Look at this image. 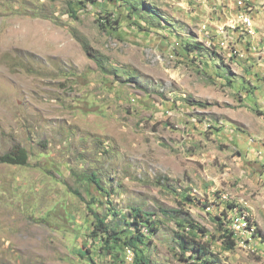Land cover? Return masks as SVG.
Returning <instances> with one entry per match:
<instances>
[{
	"label": "rangeland",
	"instance_id": "obj_1",
	"mask_svg": "<svg viewBox=\"0 0 264 264\" xmlns=\"http://www.w3.org/2000/svg\"><path fill=\"white\" fill-rule=\"evenodd\" d=\"M215 1L0 0V264H135V208L150 264H264V0Z\"/></svg>",
	"mask_w": 264,
	"mask_h": 264
},
{
	"label": "trees",
	"instance_id": "obj_2",
	"mask_svg": "<svg viewBox=\"0 0 264 264\" xmlns=\"http://www.w3.org/2000/svg\"><path fill=\"white\" fill-rule=\"evenodd\" d=\"M76 12V11H74ZM108 22L110 19H107ZM195 49L201 48L199 45H194ZM195 49H190L191 52L195 51ZM199 104L204 105L203 103L199 102ZM30 162V153L21 144H15L9 151L7 152H0V163H7L12 165H28ZM89 180L95 182L98 186L101 187L100 181L97 179L96 174H93L92 176L88 177ZM188 199L192 200L191 197H187ZM236 207L235 204L231 205V208ZM134 213H132V217L130 218L131 221H129L128 224H130L134 229V232L127 234V243L129 246L134 248L136 255L134 258L135 264H150V261L140 252L143 251V249L140 247L141 244H145L146 238H148V233H155L159 230V227H156L152 224V222L149 219H146L144 217L143 211L141 209L135 208ZM165 213H168L167 210H164ZM97 218V223L95 226V229L93 230V236L94 240H100L105 245H113L118 244L119 241L122 240L123 237L118 235L116 232V229L111 230L110 226L107 222L106 218H101L98 213H95ZM191 229L192 231H186L185 229L182 233L179 234L180 238V245L181 247L187 251V250H193L196 252V256L199 259H204L207 254L205 243H202L200 240L201 235H206L208 230L205 227H202L198 224H192ZM180 226H185V222L179 223ZM147 228L148 231L145 232L143 229ZM224 230V236L225 241L227 243V246L229 248H234L236 245H238V239L235 237V233L231 230V227ZM113 243V244H112ZM140 251V252H139ZM206 264H208L207 260H204ZM124 262V261H123Z\"/></svg>",
	"mask_w": 264,
	"mask_h": 264
},
{
	"label": "bare ground",
	"instance_id": "obj_3",
	"mask_svg": "<svg viewBox=\"0 0 264 264\" xmlns=\"http://www.w3.org/2000/svg\"><path fill=\"white\" fill-rule=\"evenodd\" d=\"M249 22H250V26L253 25V22H252V19L249 18ZM224 198H226V195H224ZM237 210V207H233ZM236 213H239L240 216L242 217V219H248V216H247V213L246 212H240V211H237ZM236 213H233V216H232V221H231V225L233 222L236 221ZM251 230V232H250ZM235 233V237H237L238 241H243L245 240L244 239V236H248V234H252V228H251V225H250V222H248V229H241V236H238V233L237 232H234ZM256 234V232H255ZM256 237V235H255ZM251 244V243H250Z\"/></svg>",
	"mask_w": 264,
	"mask_h": 264
},
{
	"label": "built area",
	"instance_id": "obj_4",
	"mask_svg": "<svg viewBox=\"0 0 264 264\" xmlns=\"http://www.w3.org/2000/svg\"><path fill=\"white\" fill-rule=\"evenodd\" d=\"M248 23L250 26L249 18H248ZM224 199H227V198H224ZM248 222H250L249 219H242L240 214L236 213V221L232 223L231 230L233 232H237L238 236H241V229H248ZM244 239L249 243L248 239H250V237L244 236Z\"/></svg>",
	"mask_w": 264,
	"mask_h": 264
},
{
	"label": "crops",
	"instance_id": "obj_5",
	"mask_svg": "<svg viewBox=\"0 0 264 264\" xmlns=\"http://www.w3.org/2000/svg\"><path fill=\"white\" fill-rule=\"evenodd\" d=\"M217 1L218 0H216L214 3L217 4ZM257 16H260V14H258ZM256 24H257L258 30H260L259 31V35H258V39L262 43V41H263L262 39H264V19H258V18H256Z\"/></svg>",
	"mask_w": 264,
	"mask_h": 264
}]
</instances>
